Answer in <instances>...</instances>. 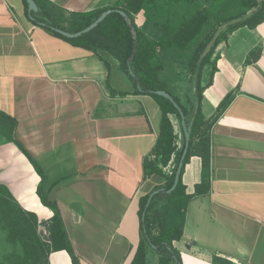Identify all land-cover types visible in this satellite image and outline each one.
<instances>
[{
	"label": "crops",
	"instance_id": "crops-1",
	"mask_svg": "<svg viewBox=\"0 0 264 264\" xmlns=\"http://www.w3.org/2000/svg\"><path fill=\"white\" fill-rule=\"evenodd\" d=\"M50 1L57 9L87 11L116 0ZM256 46L261 55L246 63ZM215 53L217 69L202 93L204 118L228 93L234 97L211 128L209 185L195 192L200 156L184 166L182 181L193 197L173 245L182 264H212L214 255L231 264H264V21L234 30ZM100 56L34 25L22 0H0V110L17 120V139L46 173L81 264H128L140 240L139 197L165 181L159 174L143 178L142 171L161 110L149 94L114 87L108 54ZM39 180L0 134V184L40 221L52 211L36 194ZM49 264L71 260L59 250L49 254Z\"/></svg>",
	"mask_w": 264,
	"mask_h": 264
},
{
	"label": "trees",
	"instance_id": "trees-1",
	"mask_svg": "<svg viewBox=\"0 0 264 264\" xmlns=\"http://www.w3.org/2000/svg\"><path fill=\"white\" fill-rule=\"evenodd\" d=\"M22 1L28 17L27 3L25 0ZM219 1L200 0L190 16L176 25L170 22L161 24L162 33L153 38L148 37L143 27L136 24L135 16L146 10L155 0H116L112 6L87 11L57 9L50 0H35L38 11L32 13L33 19L28 17L34 25L74 46L91 51L101 60H103L100 56L101 51L110 55L118 61V69L127 73L133 80V93L149 94L161 110L159 132L149 153L143 157L142 171L143 178L159 174L165 177V181L139 197L140 240L128 264H150L151 251L158 255L157 264H182L180 252L174 247L173 241L179 240L183 235L186 210L193 197L186 192V186L182 181L184 166L191 156H200L202 180L196 185L195 192L198 194L205 184L209 185L211 128L234 97L232 93H228L218 105L215 114L209 119L204 118L201 112L202 93L212 83L213 74L217 69L216 48L220 43L227 42L234 30L243 26L254 28L264 21V0H223L221 5ZM111 7L125 11L130 25L121 14L112 12L96 27L73 38L63 36L52 28L57 27L68 32L79 31L89 25L103 10ZM194 42L196 44L187 58L186 69L190 77L183 83L182 91L186 98V102L183 103L168 87L166 81L159 77V72L171 52L188 51ZM134 47L136 49L131 58ZM262 50L261 46L254 47L248 53L245 62L256 61ZM104 63L110 73L109 63L107 61ZM129 66L134 75L130 74ZM205 75L207 80L203 81ZM158 89H164L174 97L186 116L190 131L183 166L177 184L170 192L166 190L173 185L185 139L181 129V144L176 145L177 135L168 114H175L178 120L180 116L177 108L168 99L156 94L155 91ZM110 91L115 92L113 89ZM16 128L17 120L0 110V134L26 156L39 175L36 194L41 204L52 211V216L39 221L34 212L24 209L10 191L0 184V235H2L0 239L3 241H0V245L8 244L10 247L0 257V264H49V254L59 250L68 253L71 264H81L69 240L59 206L55 199L49 196L50 187L44 189L48 180L47 175L17 139ZM171 159L175 166L172 173H168L164 168ZM160 189L164 190L154 193L145 208L152 191ZM40 224L45 225L47 229L48 235L45 239L39 232ZM211 263L231 264L229 260L216 255L212 257Z\"/></svg>",
	"mask_w": 264,
	"mask_h": 264
},
{
	"label": "rangeland",
	"instance_id": "rangeland-1",
	"mask_svg": "<svg viewBox=\"0 0 264 264\" xmlns=\"http://www.w3.org/2000/svg\"><path fill=\"white\" fill-rule=\"evenodd\" d=\"M199 2L200 0L197 2H192L191 0H155L154 3L147 6L146 10L140 11L135 16V22L139 27H143V30L148 37L153 38L157 36L158 33H162L160 32L161 24L167 22L175 25L178 24L182 19L190 16L195 11L198 6L197 3ZM222 2L223 0H220L219 4L221 5ZM235 7L236 6H234V8ZM34 39L36 40L35 37ZM195 44L196 42L191 44L188 51L171 52L168 59L165 60L163 69L159 72V77L166 81L168 87L180 97L183 103L186 102L185 93L182 91V88L184 87L183 83H185L190 77V74L186 69L187 58ZM108 58L112 63L110 78L113 86L121 90H131L133 87V80L131 77H129L127 73L121 72L118 69V61L110 55H108ZM171 119L173 121V129L176 131L177 135L176 141L181 144L182 134L180 122L175 115H171ZM44 189H48L47 183ZM38 213L41 216H44L42 213ZM38 229L41 236L44 239L47 238L48 232L45 225L40 224ZM0 237H2V235H0ZM0 241L3 242L2 238ZM8 248H10L8 244L0 245V257ZM149 261L150 264H157L158 255L151 251L149 253Z\"/></svg>",
	"mask_w": 264,
	"mask_h": 264
},
{
	"label": "water",
	"instance_id": "water-1",
	"mask_svg": "<svg viewBox=\"0 0 264 264\" xmlns=\"http://www.w3.org/2000/svg\"><path fill=\"white\" fill-rule=\"evenodd\" d=\"M25 1L27 3L28 17L30 19H33L32 13L38 11L37 3L35 2V0H25ZM112 12H118L119 14H121L123 17H125L127 19L128 23L130 25L128 16H127L125 11H123L122 9H119V8H112L111 7V8H107V9L103 10L98 15V17H96L89 25H87L86 27H84L83 29H81L79 31L68 32V31H65V30L57 28V27H52V28H53V30H55L56 32L60 33L63 36H66V37H69V38H73V37L79 36V35H81V34H83L85 32L90 31L91 29L96 27L107 15H109ZM135 49L136 48L134 47V49L132 51L131 58L133 57ZM128 63H129V60H128ZM128 69H129L130 74L134 75L133 70H132V68L130 66L128 67ZM155 92H156V94L168 99L177 108L179 116H180V119H179L180 127L182 129V132H183V135H184V139H185L184 148L182 150V153H181L180 158H179L178 163H177L173 185L171 186L170 189L166 190L167 192H170L176 186L178 178H179L180 171H181L182 166H183V162H184L187 150H188V139H189L190 131H189V126H188L187 121H186V116H185L184 112L182 111L181 107L179 106V104L175 101L174 97L168 91H166L164 89H158ZM162 190H164V189L152 191V193L150 194V196H149V198L147 200L145 208L148 206V204H149V202L151 200V196L154 193L162 191ZM144 214H145V210L142 213V218H141L142 220L144 218Z\"/></svg>",
	"mask_w": 264,
	"mask_h": 264
},
{
	"label": "built area",
	"instance_id": "built-area-1",
	"mask_svg": "<svg viewBox=\"0 0 264 264\" xmlns=\"http://www.w3.org/2000/svg\"><path fill=\"white\" fill-rule=\"evenodd\" d=\"M174 133H176V131H174ZM175 143L177 146H180V143H177V141ZM174 166H175V164H174L173 160L171 159L168 162L167 166H165L164 170L168 173H172Z\"/></svg>",
	"mask_w": 264,
	"mask_h": 264
}]
</instances>
